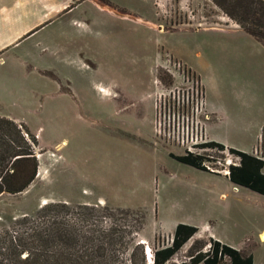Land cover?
I'll use <instances>...</instances> for the list:
<instances>
[{
  "label": "rangeland",
  "instance_id": "1",
  "mask_svg": "<svg viewBox=\"0 0 264 264\" xmlns=\"http://www.w3.org/2000/svg\"><path fill=\"white\" fill-rule=\"evenodd\" d=\"M121 1L125 13L88 3L65 18L84 21L77 58L16 61L38 75L17 65L0 67V116L25 124L38 140V175L23 192L0 196V231L46 202L83 203L97 206L108 226L125 220L133 231L130 248L142 239L157 248L167 244V233L157 234L158 203L166 226L207 221L222 235L249 238L256 263L264 264V244L258 245L264 196L206 193L222 186V178L173 159L169 153L181 150L159 139L153 126L155 95L174 82L164 62L166 54L174 55L164 47L193 52L204 32L183 29L240 24L215 0ZM253 70H247L245 84L260 81ZM211 154L226 164L225 154ZM223 163L209 162L218 173ZM209 241L206 235L192 240L169 264L189 263ZM136 258L142 264L140 249Z\"/></svg>",
  "mask_w": 264,
  "mask_h": 264
},
{
  "label": "trees",
  "instance_id": "2",
  "mask_svg": "<svg viewBox=\"0 0 264 264\" xmlns=\"http://www.w3.org/2000/svg\"><path fill=\"white\" fill-rule=\"evenodd\" d=\"M215 1L264 45V0ZM37 144L36 136L25 124L0 116V196L21 193L35 180ZM207 146L216 148L217 153L224 149V145L216 141ZM229 151L239 156L237 164L229 165L230 180L264 195L262 162L247 152L234 148ZM169 154L178 162L206 171H211L206 161H214V158L182 150L180 154ZM198 230L197 226L178 223L171 244L151 247V264H169ZM132 242L133 231L129 224L117 220L111 226L106 225L95 205L49 201L35 214L21 215L0 231V264H138V249L145 264V245L140 242L130 248ZM209 244L206 249L199 248L191 254L189 263L182 264H221L224 260H228V264H253L252 253L237 250L212 237Z\"/></svg>",
  "mask_w": 264,
  "mask_h": 264
},
{
  "label": "crops",
  "instance_id": "3",
  "mask_svg": "<svg viewBox=\"0 0 264 264\" xmlns=\"http://www.w3.org/2000/svg\"><path fill=\"white\" fill-rule=\"evenodd\" d=\"M153 1L139 2L152 4ZM103 2L99 5L94 0H0V58L6 57L4 65L0 64V67L7 64L17 65L24 72L27 70L28 74H37L34 70L22 67L16 61L77 58L79 43L84 38L79 32L82 31L84 21L65 18L72 17L79 10L78 8L84 10L88 3H95L100 9H109L113 12L128 11L121 0H103ZM133 11H137L136 5L133 6ZM183 30L204 32L193 52L170 46L164 48L201 76L210 115L208 121L210 139L228 148L250 152L264 122V45L239 25ZM89 35L88 33L86 37ZM247 70H253L255 73L258 71L260 81L245 84ZM190 167L210 177L222 178L224 182L222 186L205 188L208 194L216 193L220 197L228 198L229 191L239 193L247 190L264 196L235 184L225 173ZM153 208L154 219L159 225L158 236L160 234L163 236L165 233L167 236H173L176 225L181 222L176 221L166 226L164 218L159 215L158 203L153 205ZM260 217L264 218V213ZM187 224L197 226L199 230L185 245L206 235L237 250L252 253L253 264H257L255 252H252V248L248 245L249 238L243 241L239 236L233 239L222 235L217 226L207 221L202 224L191 222ZM262 232H264V222L258 231V236ZM261 244H264V241L259 238L258 245Z\"/></svg>",
  "mask_w": 264,
  "mask_h": 264
},
{
  "label": "built area",
  "instance_id": "4",
  "mask_svg": "<svg viewBox=\"0 0 264 264\" xmlns=\"http://www.w3.org/2000/svg\"><path fill=\"white\" fill-rule=\"evenodd\" d=\"M164 62L174 82L161 88L155 95L153 126L156 136L182 151L205 155L222 164L221 159L211 154L217 149L207 146L212 141L208 133L210 115L207 109L205 85L201 76L182 60L170 54H166ZM219 152L228 157L224 158L226 164L223 163L224 168L221 170L228 174L229 165L237 164L239 156L231 153L225 145L224 149ZM248 153L262 162V173L264 174V122ZM206 163L211 171H219L212 167L209 161ZM165 240L167 244H171L172 236H166Z\"/></svg>",
  "mask_w": 264,
  "mask_h": 264
},
{
  "label": "bare ground",
  "instance_id": "5",
  "mask_svg": "<svg viewBox=\"0 0 264 264\" xmlns=\"http://www.w3.org/2000/svg\"><path fill=\"white\" fill-rule=\"evenodd\" d=\"M40 174H41V171H40ZM260 238H261V240H263L264 241V232H262V233H260ZM141 243H143L144 245H146V251H147V254H146V256H147V263H149V264H151L152 263V261H153V251H152V248H151V246L146 242V240H144V239H142L141 241H140ZM149 257V258H148Z\"/></svg>",
  "mask_w": 264,
  "mask_h": 264
},
{
  "label": "water",
  "instance_id": "6",
  "mask_svg": "<svg viewBox=\"0 0 264 264\" xmlns=\"http://www.w3.org/2000/svg\"><path fill=\"white\" fill-rule=\"evenodd\" d=\"M146 248V247H145ZM145 253L147 254V251H146V249H145Z\"/></svg>",
  "mask_w": 264,
  "mask_h": 264
},
{
  "label": "clouds",
  "instance_id": "7",
  "mask_svg": "<svg viewBox=\"0 0 264 264\" xmlns=\"http://www.w3.org/2000/svg\"><path fill=\"white\" fill-rule=\"evenodd\" d=\"M148 256V255H147Z\"/></svg>",
  "mask_w": 264,
  "mask_h": 264
}]
</instances>
